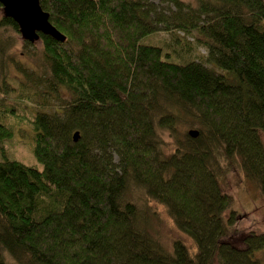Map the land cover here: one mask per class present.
<instances>
[{
    "label": "trees",
    "instance_id": "1",
    "mask_svg": "<svg viewBox=\"0 0 264 264\" xmlns=\"http://www.w3.org/2000/svg\"><path fill=\"white\" fill-rule=\"evenodd\" d=\"M39 3L65 39H22L39 44L26 50L38 69L19 67L30 87L15 98L0 56V264L5 253L16 264H264V230L241 226L228 192L239 170L264 201V0ZM0 27L18 32L2 13ZM160 30L191 36L221 72L141 42ZM168 106L198 128L164 154ZM25 127L40 169L1 144ZM132 185L166 207L193 252L148 232Z\"/></svg>",
    "mask_w": 264,
    "mask_h": 264
},
{
    "label": "rangeland",
    "instance_id": "2",
    "mask_svg": "<svg viewBox=\"0 0 264 264\" xmlns=\"http://www.w3.org/2000/svg\"><path fill=\"white\" fill-rule=\"evenodd\" d=\"M187 1V0H185ZM191 1V0H190ZM155 3L158 0H154ZM1 14V9H0ZM178 36V41H174V38ZM141 42L151 45H159L163 49V54L168 52V60H175L185 62L188 60H196L202 62L209 68H212L216 72H221L215 65L206 60L207 51L203 46H200L194 42V40L189 35H185L181 32L175 33V31H164L160 30L151 35H147L141 39ZM190 46L189 50L185 49L186 46ZM39 44L35 43L33 46L25 47L23 45V40L20 37L19 32H15L9 27H0V56L3 59V66L5 78L8 85L13 88L8 96L15 98L18 95L17 89L20 87L21 83H27V79L24 77L23 72L19 68L22 66L25 70H31V68H37V61L34 59L32 52L26 51L27 49H35ZM33 51V50H32ZM178 52V53H177ZM3 56V57H2ZM29 91V105H31L30 110H37L39 107L34 104V100L38 98L34 90L24 88ZM43 90V89H42ZM42 100L48 102L51 106L57 105L59 102L58 95H50L43 93ZM16 100V99H15ZM169 111L173 114L175 123L174 131L169 132L167 130H159L158 134L161 140V149L164 154L171 151L174 147L175 141H181L184 139V134L189 129H197L198 125L194 120L188 116L182 114L179 110L174 107L168 106ZM45 111L51 112L52 109L46 108ZM9 123L6 122V125ZM264 141V133L261 135ZM12 140L2 141V145L7 148V150L13 151L9 156L16 157L22 160L25 164L36 165L37 168H41L31 155L30 149L28 147L31 140V131L28 127L20 129L14 132ZM19 140L22 143L13 146L14 140ZM31 140V141H30ZM31 145V143H30ZM12 155V156H11ZM1 159V153H0ZM133 192L130 196L133 199H137L140 206H144L146 210L147 217V230L148 232L157 238L159 242L167 249L171 248V244L174 240L179 239L186 244L188 249L193 252L194 245L191 239L182 231H180L174 224L172 218L167 212L164 205L156 202L150 198H147L143 190L137 187H133ZM228 192L232 196V203L230 209L234 210L237 216L241 219V226H255L260 230H264V201L259 194L257 185L248 179H246L241 171L238 170L234 177L229 178ZM6 264H16L15 261L5 253Z\"/></svg>",
    "mask_w": 264,
    "mask_h": 264
},
{
    "label": "water",
    "instance_id": "3",
    "mask_svg": "<svg viewBox=\"0 0 264 264\" xmlns=\"http://www.w3.org/2000/svg\"><path fill=\"white\" fill-rule=\"evenodd\" d=\"M0 9L4 17L11 18L17 25L20 37L28 42H36L40 34L49 35L58 41H64L65 36L49 21V14L42 9L39 0H0ZM191 136L197 134L196 129H189ZM78 138V132L73 133V139Z\"/></svg>",
    "mask_w": 264,
    "mask_h": 264
},
{
    "label": "bare ground",
    "instance_id": "4",
    "mask_svg": "<svg viewBox=\"0 0 264 264\" xmlns=\"http://www.w3.org/2000/svg\"><path fill=\"white\" fill-rule=\"evenodd\" d=\"M16 32V31H15Z\"/></svg>",
    "mask_w": 264,
    "mask_h": 264
}]
</instances>
